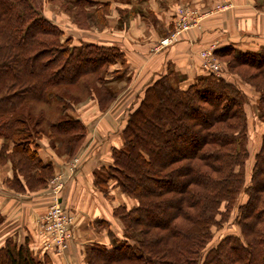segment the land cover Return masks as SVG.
Segmentation results:
<instances>
[{"label": "trees", "instance_id": "obj_1", "mask_svg": "<svg viewBox=\"0 0 264 264\" xmlns=\"http://www.w3.org/2000/svg\"><path fill=\"white\" fill-rule=\"evenodd\" d=\"M51 4L83 30L104 24L108 12L97 0H0V163L10 162L6 182L20 191L43 188L53 175L36 151L39 138L70 157L85 139V125L72 114L79 99L72 86L105 110L117 94L106 85L120 72L112 66L125 65L116 45L63 37L43 14ZM214 55L220 75L203 70L180 87V75L169 70L128 112L121 146L111 148L110 163L93 180L104 193L113 180L135 203L113 209L122 234L86 245L85 264H264V45L221 46ZM232 78L257 93L254 115L263 124L249 169L248 95ZM233 214L237 232L209 245L213 228ZM0 264L54 263L47 251L40 257L7 237Z\"/></svg>", "mask_w": 264, "mask_h": 264}, {"label": "crops", "instance_id": "obj_2", "mask_svg": "<svg viewBox=\"0 0 264 264\" xmlns=\"http://www.w3.org/2000/svg\"><path fill=\"white\" fill-rule=\"evenodd\" d=\"M97 1L108 4L104 24L93 21V28L83 30L72 25L70 20L61 25L51 18L52 23L57 22L63 30V35L71 36L72 40L116 45L125 54V65L114 64L112 68L120 72L106 82L117 93L109 106L101 111L95 99L89 97L72 111L86 128L85 139L73 156L78 158L74 169L68 168L72 157L57 155L46 137L37 141L39 157L52 164L53 175L64 177L59 201L65 211L73 215L67 249L58 254L47 251L54 264H85L82 258L86 245L108 244L110 232L121 235V224L113 216V209L121 204L132 206L134 199L110 181L104 193L94 183L93 172L110 163L113 146H121V131L127 114L137 105L145 87L169 70L180 75V87H185L204 73L199 51L210 44L216 48L233 46L241 50H254L264 45V0ZM183 3L202 14L199 26L171 45L159 46V40L172 27L176 6ZM223 3L229 5L222 10L215 9ZM62 12H55L56 18L64 19ZM68 30L75 31L76 35H70ZM12 175L10 162L0 163V215L3 217L0 244L7 237L17 244L27 242L41 257L44 251L38 235L39 217L46 211L51 198L44 187L34 191L12 188L6 182Z\"/></svg>", "mask_w": 264, "mask_h": 264}, {"label": "built area", "instance_id": "obj_3", "mask_svg": "<svg viewBox=\"0 0 264 264\" xmlns=\"http://www.w3.org/2000/svg\"><path fill=\"white\" fill-rule=\"evenodd\" d=\"M223 3L216 6V10H222L228 6ZM202 14L187 4H181L174 10L173 27L168 35H165L160 41L159 46L172 44L176 39L185 34L189 29L197 26L201 20ZM215 45L210 44L199 51L201 68L207 73L220 75L222 68L220 62L214 55ZM77 157H72L68 163L69 170L76 167ZM47 182V194L51 201L46 211L39 217L38 235L41 248L44 252L62 253L67 249L71 239V225L73 215L65 211L60 203V192L64 186V177L61 174H55Z\"/></svg>", "mask_w": 264, "mask_h": 264}, {"label": "rangeland", "instance_id": "obj_4", "mask_svg": "<svg viewBox=\"0 0 264 264\" xmlns=\"http://www.w3.org/2000/svg\"><path fill=\"white\" fill-rule=\"evenodd\" d=\"M183 4H186V3H183ZM52 6H49L48 7V5H44V7H43V14L51 21V22H54V21H52V19L53 20H56V21H59V24H61V25H65V23L68 21V20H70L71 21V16H69L68 14H66V12H62V10H59L58 9V7H56V5L55 4H51ZM181 4H179L178 6H176L177 8L180 6ZM188 5V4H187ZM176 9V8H175ZM57 11H61L65 16H64V19H62V18H56V16H57V14L55 13V12H57ZM52 18V19H51ZM55 18V19H54ZM58 19H61V20H58ZM67 20V21H66ZM174 20V19H173ZM69 22V21H68ZM200 22H201V20L199 21V23H198V25L197 26H199V24H200ZM70 23V22H69ZM172 23H173V21H172ZM56 25H58L57 24V22H56ZM73 25V24H72ZM197 26H194V27H197ZM60 27V26H59ZM194 27H192V28H194ZM89 28H93V25H91ZM89 28H87V29H89ZM191 28V29H192ZM171 29H172V27H171ZM171 29H170V31H171ZM190 30V29H189ZM169 31V32H170ZM74 32L75 31H67V33H70V35H76V34H74ZM188 32V31H187ZM186 32V33H187ZM166 35H168V33L166 34ZM185 34H183L182 36H180V37H178L176 40H178L179 38H182L183 36H184ZM63 37H65L64 35H63ZM163 37H165V36H163ZM162 37V38H163ZM161 38V39H162ZM160 39V40H161ZM159 40V41H160ZM74 42H77V40L76 39H74ZM169 45H171V44H168V45H164V46H162V47H166V46H169ZM215 49H216V47H215ZM214 49V50H215ZM219 61V60H218ZM220 62V65H221V68L223 69V65H222V63H221V61H219ZM221 73H222V71H221ZM233 80H231V79H229V80H231V81H233V82H235V83H237L239 86H240V88L242 89V90H244L246 93H247V95H248V103H247V105H246V112H247V119H248V151H249V158H248V160H247V164H246V166H247V169H249L250 168V166H251V164H252V155H253V153L256 151V149L258 148V145H259V141H260V133H261V131H262V128H263V124L256 118V116L254 115L255 114V104H254V100H255V98H256V95H257V93L252 89V88H250L249 86H246V85H244L242 82H237V81H235L234 80V78H232ZM241 84V85H240ZM111 88V87H110ZM72 91L74 92V93H76V95L77 96H79L78 98V101H77V103L74 105V107L75 106H78L80 103H83V102H85L90 96L87 94V91H86V89H83V88H80L79 86L77 87V86H72ZM41 106H43V105H41ZM74 107H73V109H74ZM44 108H45V111H46V115H47V117L48 118H50V117H53L55 114H56V110L54 109V108H52V107H48V106H44ZM72 109V111H74ZM43 138L45 137L44 135L42 136ZM48 143H49V140H48ZM75 156V155H74ZM73 157V156H72ZM53 176V175H52ZM51 176V177H52ZM50 179V178H49ZM48 179V180H49ZM48 182V181H47ZM110 182H114L113 180L112 181H110ZM47 185L48 184H46V186L44 187L45 188V190L47 191ZM48 192V191H47ZM50 196V195H49ZM51 198V197H50ZM233 216H234V214L229 218V220H228V222H226L224 225H223V227L222 228H220V229H215V228H213V238H212V240L210 241V243H209V245L210 244H212V243H214V242H216V239H218L219 237H221V236H223V235H225V234H228V233H236L237 232V227L233 224ZM122 229V228H121ZM122 231V230H121ZM122 234V233H121ZM118 237H120V236H118ZM35 254V253H34Z\"/></svg>", "mask_w": 264, "mask_h": 264}]
</instances>
